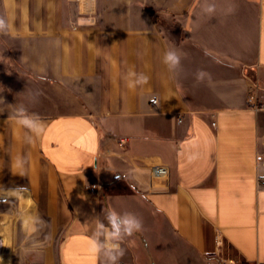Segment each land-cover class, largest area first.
I'll use <instances>...</instances> for the list:
<instances>
[{
    "label": "crops",
    "instance_id": "1",
    "mask_svg": "<svg viewBox=\"0 0 264 264\" xmlns=\"http://www.w3.org/2000/svg\"><path fill=\"white\" fill-rule=\"evenodd\" d=\"M203 2L0 0V198L42 219L34 264H92L109 206L143 221L120 264L264 263V0ZM21 104L44 122L32 144Z\"/></svg>",
    "mask_w": 264,
    "mask_h": 264
},
{
    "label": "clouds",
    "instance_id": "2",
    "mask_svg": "<svg viewBox=\"0 0 264 264\" xmlns=\"http://www.w3.org/2000/svg\"><path fill=\"white\" fill-rule=\"evenodd\" d=\"M201 10L203 14L211 16L216 11V5L210 0H204ZM232 11H234L233 8L228 9L229 13ZM9 28L8 20L0 17V34H7ZM162 62L170 72H175L181 65V54L175 49H169L165 51ZM132 75L134 80L130 86H142L147 83L148 77L142 73H133ZM11 118L26 130L23 138L27 144H32L34 137L40 136L44 131V122L41 116L37 113H30L22 104L15 108ZM26 160V157H18L21 166ZM19 174L23 175V172ZM77 213H79V209H77ZM102 213L104 220H101L99 216L89 219V222L95 223L94 231L87 237L92 264H120V260L126 252L124 245L127 238L143 232V221L133 212H117L110 206L103 208ZM129 243L134 244L135 242L129 241Z\"/></svg>",
    "mask_w": 264,
    "mask_h": 264
},
{
    "label": "rangeland",
    "instance_id": "3",
    "mask_svg": "<svg viewBox=\"0 0 264 264\" xmlns=\"http://www.w3.org/2000/svg\"><path fill=\"white\" fill-rule=\"evenodd\" d=\"M0 57L4 61L9 60V56L4 53H1ZM7 201L6 204L0 202V264H34L33 253L39 247L38 240L41 236L40 230L36 227L42 219L31 212L32 205L23 203L22 198H10ZM4 217L8 218L9 222L3 225ZM35 218L38 219L34 221ZM226 257L239 264L235 253L229 249Z\"/></svg>",
    "mask_w": 264,
    "mask_h": 264
},
{
    "label": "built area",
    "instance_id": "4",
    "mask_svg": "<svg viewBox=\"0 0 264 264\" xmlns=\"http://www.w3.org/2000/svg\"><path fill=\"white\" fill-rule=\"evenodd\" d=\"M157 100L153 101V104H156ZM251 106L256 111H263L264 112V103H251ZM169 169L164 166L154 167L152 172V180L155 181L157 179H166L169 176ZM259 184L264 187V177L259 179ZM94 192V190H92ZM7 201L6 198H0L1 203H5ZM218 246L221 248L222 243H218ZM205 264H237L231 258H228L224 255L216 253L215 255L206 259ZM257 264H264V263H257Z\"/></svg>",
    "mask_w": 264,
    "mask_h": 264
},
{
    "label": "bare ground",
    "instance_id": "5",
    "mask_svg": "<svg viewBox=\"0 0 264 264\" xmlns=\"http://www.w3.org/2000/svg\"><path fill=\"white\" fill-rule=\"evenodd\" d=\"M27 201H25L24 203H26ZM27 206V205H26ZM4 215V214H3ZM5 218V217H4ZM10 219V218H9ZM9 221H8V218H5L4 220H2V224L4 225V224H7ZM11 224V223H10ZM2 225V226H3ZM6 227V226H5ZM10 227V226H9ZM8 229V228H7ZM4 230V229H3ZM6 230V229H5ZM6 231H8V230H6ZM5 232V231H4Z\"/></svg>",
    "mask_w": 264,
    "mask_h": 264
}]
</instances>
